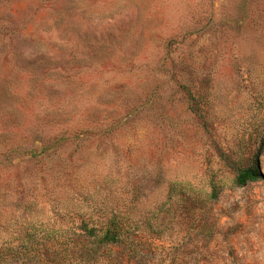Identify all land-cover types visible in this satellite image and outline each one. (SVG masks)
Segmentation results:
<instances>
[{
    "label": "rangeland",
    "instance_id": "obj_1",
    "mask_svg": "<svg viewBox=\"0 0 264 264\" xmlns=\"http://www.w3.org/2000/svg\"><path fill=\"white\" fill-rule=\"evenodd\" d=\"M263 104L260 0H0V264H264V152L224 161ZM112 213L128 243L64 257Z\"/></svg>",
    "mask_w": 264,
    "mask_h": 264
},
{
    "label": "trees",
    "instance_id": "obj_2",
    "mask_svg": "<svg viewBox=\"0 0 264 264\" xmlns=\"http://www.w3.org/2000/svg\"><path fill=\"white\" fill-rule=\"evenodd\" d=\"M260 1L264 2V0ZM262 107L264 109V104ZM254 132L257 147L249 157L251 165L238 167L229 159L224 160L225 164H228L235 172L234 184L237 187H244L263 177L259 159L264 152V119L261 120ZM213 185L211 197L214 199L217 189ZM135 228L137 226L131 229L127 220L114 213L103 217L85 216L74 230L68 228L64 232L63 255L67 260L80 257L88 261H98L102 256L101 250H110L128 243L134 236Z\"/></svg>",
    "mask_w": 264,
    "mask_h": 264
}]
</instances>
